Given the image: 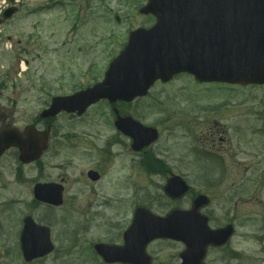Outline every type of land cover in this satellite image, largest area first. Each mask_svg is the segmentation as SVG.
<instances>
[{"label":"rangeland","instance_id":"1","mask_svg":"<svg viewBox=\"0 0 264 264\" xmlns=\"http://www.w3.org/2000/svg\"><path fill=\"white\" fill-rule=\"evenodd\" d=\"M51 1L31 0L26 9L31 6L33 13L25 15L24 9L17 26L7 27L6 32L22 42L17 61L11 46L0 50V122L21 130L35 120L43 129L50 121L52 139L67 134L69 140L64 138L61 148L59 142L53 143L55 148L45 153L39 169L20 165L14 150L0 158V264H26L19 255L15 259L14 230L16 220L18 229L28 213L43 225L50 222L54 239L69 244V254L57 258L52 254L34 264H100L88 244L120 237L131 204H147L157 214L175 206L159 189L163 176L145 173L141 158L129 149L130 139L114 129L113 108L128 112L144 126L156 127L159 135L149 153L180 173L191 192L210 194V227L234 220L230 244L209 250L210 261L264 264V87L227 88L177 75L165 84L157 82L146 97L129 103L110 105L101 100L79 117L62 112L50 120L40 119L51 97L101 81L128 33L153 24L152 17L138 13L146 0H58L61 4L56 5ZM33 33L36 38L31 39ZM212 124L226 140H215L216 145L209 147L199 133ZM190 148L211 153L220 148L222 175L213 165L209 183L196 176ZM88 168L102 170L100 181L87 179ZM41 176L53 181L66 177L60 207L32 202L33 179ZM189 199V193L182 198L183 209L189 208ZM64 233L69 240L62 239ZM182 248L172 241L154 245L162 264H176Z\"/></svg>","mask_w":264,"mask_h":264},{"label":"water","instance_id":"2","mask_svg":"<svg viewBox=\"0 0 264 264\" xmlns=\"http://www.w3.org/2000/svg\"><path fill=\"white\" fill-rule=\"evenodd\" d=\"M141 12L154 13L159 20L151 30H137L130 34L125 50L110 64L104 81L91 89L71 97L56 98L43 116L59 110L82 112L88 104L107 98L110 101L131 100L143 95L156 79L164 80L172 74L188 71L199 80L228 82H258L264 84V0H149ZM133 138V148L148 144L155 138L150 128L120 121ZM45 134H36L31 127L23 134L15 130L0 131V153L10 146H18L21 160L35 159L44 147ZM92 179L95 172L89 173ZM189 187L173 177L165 187L171 196L182 195ZM61 187L52 184L36 186L34 195L45 202L61 203ZM196 209L205 203L199 196ZM21 237L25 256H41L52 247L47 228L34 225L26 218ZM231 228L209 230L194 211H182L169 219L154 217L138 208L132 225L124 234L128 242L123 248L104 244L95 246L105 260H125L127 252L155 237L182 240L186 251L184 264H199L204 248L210 242L221 244L231 234ZM26 248V250H25Z\"/></svg>","mask_w":264,"mask_h":264},{"label":"flooded vegetation","instance_id":"3","mask_svg":"<svg viewBox=\"0 0 264 264\" xmlns=\"http://www.w3.org/2000/svg\"><path fill=\"white\" fill-rule=\"evenodd\" d=\"M30 1L31 0H17L16 4H13V6H15L17 8L15 14L12 16H10L9 18L6 17L7 15V12H2V14L0 15V50H3V44L4 43H7V42H10L11 44L8 46L6 44L5 47H12L11 49V52L14 51L15 55V59L17 60V49L18 46L20 45V43L22 42L21 38L17 39V37L11 33H7V27L9 26H17V20L18 18H20L21 14H22V11L24 9H26V7L28 6V4H30ZM53 5L55 4H61L60 2L56 1V2H51ZM32 5V4H30ZM30 9V10H29ZM29 9H26L28 11L25 12V15H28V14H31L33 13L32 12V9H31V6ZM37 10V8H36ZM37 26V25H36ZM35 36L36 33L32 34L31 35V39H32V36ZM36 38V36L34 37ZM176 112H178L177 110H174V113L175 115ZM113 114H114V117L117 116L118 114L119 115H122V116H125V115H130L132 116L131 114H129L128 112H124V111H121L119 109H114L113 110ZM133 117V116H132ZM0 118L2 120V115H1V112H0ZM116 118V117H115ZM134 118V117H133ZM136 119V118H135ZM138 120V119H137ZM39 120H35L32 125L35 126L38 130L39 128L36 126L38 123ZM115 121V119H114ZM113 121V122H114ZM140 121V120H139ZM2 126H8L6 125L4 122H0V127ZM48 126H49V135H48V140H47V148L44 150V152L40 155V158L33 162L31 165H35V168L36 169H39L41 167V164L39 162H41V160H43V157L45 155V153H49L51 152V147L52 149L55 148L54 145H52L53 143L55 142H59V148L63 147V139L65 138L66 140L65 141H68L69 140V136L66 134V133H62V134H66V135H59L57 137L56 140H53L52 139V133H51V123L49 121L48 123ZM17 128V127H16ZM219 129L218 127H216L215 124H212L211 125V128L205 130L204 131H201L200 134V141L204 144H208L209 147H213L216 145V141H218L219 143H223L225 142L226 138L221 136L220 133H219ZM123 133V132H122ZM124 134V133H123ZM125 136H127L129 139H130V144H129V149L133 151V148L131 146V137L124 134ZM53 140V141H52ZM216 140V141H215ZM149 146H146L140 150H137L138 152H136L137 155H139V157L141 158V166L142 168H144V170L146 171L145 173H152L153 174H160L163 176V180H164V183H162L161 187L159 188L162 192V196L164 197V199L170 201V202H173L174 203V207H172L168 212H165V213H160V214H157L155 212H153V210L150 209V207L147 205V204H143V203H136V205H133L131 204L130 205V216H129V221H128V225L131 223L130 221L132 220L133 218V214H134V211L136 208L138 207H143L145 208L146 210H149L151 211L152 213L156 214V215H159L160 217H164L166 214H168L170 211L172 210H176V209H180L182 210V206L180 205V202L182 200V198H184L185 196H174V197H170L167 193L164 192V186L165 184H167L168 180L170 179V177H173V176H181L180 173L178 172H175V171H172L170 168H168L166 166V163H164V161L162 160H159L155 155L149 153ZM16 150V153H17V149ZM221 152V149L218 148V149H215V151L213 153H211V151L209 149H201V150H195L191 153L192 157L194 158L192 161H191V165L193 168H195V171H194V174L198 177L201 178V180H205L209 183V181L211 180L210 179V174L215 172V168L212 167L213 165L217 168V170L219 171V173L222 175V171H223V157L219 156ZM210 154H212V156H210ZM213 159H216L215 161ZM150 162H154V169L152 172H149L150 171ZM211 162V163H210ZM210 163V164H209ZM215 163V164H214ZM222 163V164H221ZM28 164V165H30ZM26 165V166H28ZM176 169V167H175ZM89 170H93V171H96L99 176L97 179L94 180H91L89 179V181L91 182H98L100 181L101 177H102V170L100 168H88L86 170V175H87V172ZM20 175V170L17 171V176ZM216 180H219V179H216ZM34 183H33V187L34 185L38 184V183H50V182H58L60 184L63 183L64 185V191H65V186H66V182H67V179L66 177H61L60 179H57L55 181L51 180V179H44L41 177H36L33 179ZM236 186V185H235ZM241 186V184H240ZM242 187H247L246 185L243 184ZM33 190V189H32ZM191 192V191H190ZM189 192V195H190V199H189V208L191 207L192 203H194V197H196L197 195L199 194H204L207 196V198L205 199V203L202 207L199 208V212H201V214H203L207 220H208V224L210 225L211 221L213 220L212 219V216L209 212V208H210V205H211V197H210V194H207V193H201V192ZM187 195V194H185ZM32 202L34 204H37V202L33 201ZM44 205V204H43ZM45 207H50V206H47V205H44ZM52 208V207H50ZM22 221H23V216L21 217L20 219V222H19V227L17 229V220H16V223H15V230H14V233H15V237H14V248L16 247L17 251H15V259L17 258V256L19 255V257L22 256V245H21V240H20V232H21V227L23 226L22 224ZM37 223V222H36ZM233 224L234 226V220H228L226 221L225 223H223L222 225H219V226H216V227H213L214 229L215 228H219V227H224L225 225H228V224ZM41 225H43V223H40ZM128 225L125 227V229L128 227ZM43 226H45L47 228V231H48V236H49V239L50 241L52 242L53 246H54V250L48 254V255H44V256H38L35 258L32 257L33 259H30L29 262H25L26 264H34L38 261H42L44 260L45 258L47 259L50 255L54 254L55 256L56 255H60V256H63V255H66V254H69V244H66L65 246V242L64 243H60L59 240L56 241L54 239V236H53V229H52V226L50 224V222H47L46 224H44ZM2 228V227H1ZM124 229V230H125ZM124 230L121 232V235L120 237L116 238V239H113L112 237H109L108 239H105V240H97V241H94V243H91V244H88L89 248H90V251L93 252L95 254V256L97 257L98 261L100 262V264H144L145 262H147L148 264H154L155 261L157 260L158 264H162V262L160 261V258H159V253L154 249V245L158 242H171L172 240L171 239H154V240H150L148 241L146 244H144V246L142 247H139L137 252H134V251H130V252H127V254L129 255V257L127 259H129L128 261H122L120 260L117 261V262H114V263H105L103 261V258L98 255V253L94 251L93 249V245L94 244H98V243H103V244H109L112 248H119V247H122L124 244H125V238H124ZM10 237H7L6 239H9ZM15 239H16V243H15ZM62 239L65 241V240H69V236L64 233ZM73 242V241H72ZM172 242H177V241H172ZM179 244L182 245L181 242H178ZM58 244H60V247H58ZM74 244V242H73ZM228 245H229V242H228ZM213 248H219V247H215V246H208L206 248V254H205V257L204 259L201 261V264H217V263H214L212 261H210L209 259V250L213 249ZM222 248H225V247H222ZM59 249V251H58ZM182 250V249H181ZM181 250L177 253V257H175L177 260L176 264H180V257H181ZM85 254L87 253V250H82V253ZM81 253V254H82ZM5 254V252H4ZM1 255V254H0ZM57 258V256H56ZM17 260V259H16ZM156 263V264H157ZM171 264V263H169Z\"/></svg>","mask_w":264,"mask_h":264}]
</instances>
